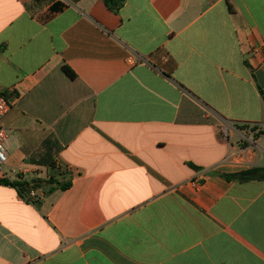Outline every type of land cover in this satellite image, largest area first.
<instances>
[{"label":"crops","instance_id":"1","mask_svg":"<svg viewBox=\"0 0 264 264\" xmlns=\"http://www.w3.org/2000/svg\"><path fill=\"white\" fill-rule=\"evenodd\" d=\"M0 95V264H264V0H0Z\"/></svg>","mask_w":264,"mask_h":264},{"label":"trees","instance_id":"2","mask_svg":"<svg viewBox=\"0 0 264 264\" xmlns=\"http://www.w3.org/2000/svg\"><path fill=\"white\" fill-rule=\"evenodd\" d=\"M124 1L125 0H103V4L111 13L117 14L120 11V9L123 7ZM62 69L69 78L71 79L75 78V74L68 67L63 66ZM239 128L241 130L247 129L246 126H241ZM252 129H254V127ZM259 135L260 133H257L255 135V138H258ZM223 178H225L226 180H233L238 182H246L251 180H264V168H251L238 173L224 174ZM0 184L16 187L21 192H23L25 188H31L34 183L21 182V181L9 182L7 180H0ZM68 186L69 185H64L63 189H66Z\"/></svg>","mask_w":264,"mask_h":264},{"label":"built area","instance_id":"3","mask_svg":"<svg viewBox=\"0 0 264 264\" xmlns=\"http://www.w3.org/2000/svg\"><path fill=\"white\" fill-rule=\"evenodd\" d=\"M10 109L9 102L7 99L0 95V118L3 117ZM6 132L2 129L0 124V169H2L5 166L6 163V154H5V147H4V141L6 139ZM14 173L15 171L12 170ZM31 195H34V193H31Z\"/></svg>","mask_w":264,"mask_h":264}]
</instances>
